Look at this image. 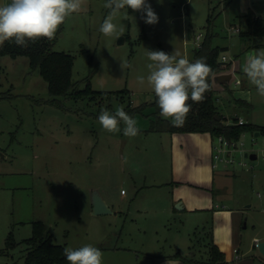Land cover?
Wrapping results in <instances>:
<instances>
[{
    "label": "rangeland",
    "instance_id": "374dc122",
    "mask_svg": "<svg viewBox=\"0 0 264 264\" xmlns=\"http://www.w3.org/2000/svg\"><path fill=\"white\" fill-rule=\"evenodd\" d=\"M146 2L158 22L126 8L113 21L123 28L117 38L99 32L106 0H84L52 40V50L72 56L70 79L79 89L86 81L93 90L126 89L121 101L82 97L58 108L44 102L47 84L29 72L27 57L0 55V264H24L35 221L54 244L99 248L103 264H210L211 244L224 256L220 264H264L255 247L264 236V136L244 132L224 146L207 132H153L149 106L125 111L137 122L135 137L123 135V123L109 133L98 121L102 108L151 101L154 92L137 83L149 74L146 50L191 60L207 36L228 66L215 84L222 122L264 126V97L242 71L247 56L264 48V35H240L247 17L264 16V0ZM220 145L222 159H212ZM93 191L109 213L92 214Z\"/></svg>",
    "mask_w": 264,
    "mask_h": 264
},
{
    "label": "clouds",
    "instance_id": "9594fccd",
    "mask_svg": "<svg viewBox=\"0 0 264 264\" xmlns=\"http://www.w3.org/2000/svg\"><path fill=\"white\" fill-rule=\"evenodd\" d=\"M83 6L84 0H6L0 4V46L6 41L22 47L40 38L51 41L66 18L82 11ZM104 7L109 9L99 27L104 36L118 38L123 34V28L117 29L113 21L126 8L146 13L147 24L158 22V16L146 0H106ZM146 52L151 61L147 64L149 74L138 76L137 83L142 87L146 85L155 93L162 118L170 119L173 126H183L192 107L188 101L203 102L205 93L210 90L209 79L214 73L203 57L190 62L178 51L171 54ZM121 67L124 69L131 65L125 63ZM242 71L258 94L264 97V48L247 56ZM98 121L109 133L120 132L121 123L124 136L135 137L139 133L136 120L123 107L114 112L102 108ZM64 255L69 264H103L102 251L91 244L76 249L66 247Z\"/></svg>",
    "mask_w": 264,
    "mask_h": 264
},
{
    "label": "trees",
    "instance_id": "16d2710c",
    "mask_svg": "<svg viewBox=\"0 0 264 264\" xmlns=\"http://www.w3.org/2000/svg\"><path fill=\"white\" fill-rule=\"evenodd\" d=\"M246 28L240 31V35L251 38L260 37L264 35V16L263 17H247L245 19ZM52 40L40 38L35 42H29L27 47L18 46L14 42L6 41L0 46V55L5 54L12 58L16 56H25L28 59L29 72L36 71L47 84V93L49 98L44 101L58 108H63L61 100L66 99H81L87 97L90 101L103 99L104 97L113 94L117 99L122 100V96L128 91L120 89L114 92L93 90L89 87L88 81L84 88L79 89L76 83L72 82L71 65L72 56L62 51H54L51 48ZM219 49L212 46L209 42V37H205L200 45L192 51L190 62H194L198 58H206V62L210 65L214 75L210 77V90L205 93V99L200 103H193L183 126H173L170 119L162 118L159 115V108L157 105V98L153 93L151 101L142 103L136 107L126 106L123 108L128 113L143 114V108L149 106L151 111L145 116L148 117V130L153 132H168V133H183V132H207L211 136L220 135L227 141H234L239 138L240 134L244 132L258 131L259 135L264 136V126L254 123L244 122L238 124L233 122L225 124L222 122V117L215 105L216 93L215 88L217 74L227 68V64L219 60ZM221 86H226L224 82ZM238 105L249 106L248 103L237 100ZM109 108V104L105 106ZM218 115V119L215 116ZM32 235L27 238L26 244V258L24 264H68L64 255V247L62 245L54 244L51 241V236L40 221H35L32 224ZM209 257L206 263L220 264L223 262V254L218 248L211 244L209 246Z\"/></svg>",
    "mask_w": 264,
    "mask_h": 264
},
{
    "label": "water",
    "instance_id": "95a60500",
    "mask_svg": "<svg viewBox=\"0 0 264 264\" xmlns=\"http://www.w3.org/2000/svg\"><path fill=\"white\" fill-rule=\"evenodd\" d=\"M187 35L188 37L190 36V31L187 29ZM216 119H218V115L215 116ZM259 135L258 131L253 132V137H256ZM244 157H248L249 159H254L255 154H247L246 152L244 153ZM90 206H91V212L94 215H99V214H104V213H109L110 210L105 204V202L100 198V196L93 191L90 196ZM257 251L264 256V239L261 241H258L255 245Z\"/></svg>",
    "mask_w": 264,
    "mask_h": 264
},
{
    "label": "built area",
    "instance_id": "2783aa9c",
    "mask_svg": "<svg viewBox=\"0 0 264 264\" xmlns=\"http://www.w3.org/2000/svg\"><path fill=\"white\" fill-rule=\"evenodd\" d=\"M234 31H238V29L234 28L233 29ZM199 46V45H198ZM220 61L224 62L225 61V57L224 56H221L219 58ZM235 83H238V81H236ZM218 90V89H217ZM238 124H241L243 123V121L241 119L237 120L236 121ZM217 140L219 142H221L224 146H227V145H232L234 146V144L231 142V141H227L226 139H224L222 136L218 135L217 136ZM224 150L225 148H223L221 145L219 146V148H217V151L216 153L212 154V159H218V160H221L222 158L219 157V154H223L224 153ZM226 162H230V159H225ZM214 166V164H212V167ZM257 241H255V245H256ZM234 252H236V250H234Z\"/></svg>",
    "mask_w": 264,
    "mask_h": 264
},
{
    "label": "crops",
    "instance_id": "0c3cea01",
    "mask_svg": "<svg viewBox=\"0 0 264 264\" xmlns=\"http://www.w3.org/2000/svg\"><path fill=\"white\" fill-rule=\"evenodd\" d=\"M235 84H238V83H235ZM221 86V85H220ZM223 87V86H222ZM229 92L230 91H227V93L226 94H229ZM218 98V97H217ZM264 239V236L262 237V240ZM259 241H261V240H259ZM246 264H255L254 262H253V260L250 262H248V263H246ZM258 264V263H257Z\"/></svg>",
    "mask_w": 264,
    "mask_h": 264
}]
</instances>
